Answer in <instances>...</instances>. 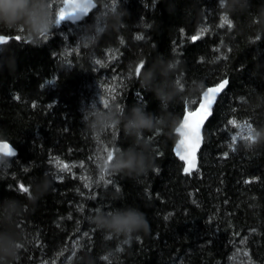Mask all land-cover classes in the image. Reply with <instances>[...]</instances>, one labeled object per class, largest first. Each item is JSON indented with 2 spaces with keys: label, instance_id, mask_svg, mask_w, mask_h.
I'll return each instance as SVG.
<instances>
[{
  "label": "trees",
  "instance_id": "trees-1",
  "mask_svg": "<svg viewBox=\"0 0 264 264\" xmlns=\"http://www.w3.org/2000/svg\"><path fill=\"white\" fill-rule=\"evenodd\" d=\"M93 1L80 22L64 20L39 42L23 30L0 29L7 39L0 44V141L16 152L0 166V204L14 197L25 206L15 264H264V18L254 19L264 0H250L231 18L218 0ZM62 4L54 0V10ZM124 10L123 24L112 30L111 14ZM93 27L103 35L81 47L82 33ZM159 57L179 64L182 100L165 105L175 127L144 133L154 160L147 174L110 172L129 140L116 124L90 131L85 109L115 106L124 115L143 105L159 115V102L132 72ZM225 80L197 168L185 173L173 153L175 130L205 89ZM198 81L201 91L183 95ZM49 180L35 204L17 190L47 188ZM109 205L138 207L150 227L131 241L105 236L91 217Z\"/></svg>",
  "mask_w": 264,
  "mask_h": 264
},
{
  "label": "clouds",
  "instance_id": "clouds-1",
  "mask_svg": "<svg viewBox=\"0 0 264 264\" xmlns=\"http://www.w3.org/2000/svg\"><path fill=\"white\" fill-rule=\"evenodd\" d=\"M218 6L223 14L231 18L236 13H244L250 8V0H218ZM127 14L113 12L109 18L112 30H118ZM264 18V4L258 5L254 19ZM57 13L52 7V0H0V29L28 33L39 42L42 34L50 33L58 27ZM264 32V30H262ZM99 33L95 27L87 33H82L79 45L91 48L98 42ZM0 54H3L0 52ZM179 64L175 60L159 57L153 66L142 69L139 75L143 87L152 92L159 102L160 114L146 111L143 105H134L125 113L115 106L105 109L103 105L91 103L86 109L85 126L91 130H102L113 124L122 126L125 137L129 140L126 148H120L108 164V170L122 173L130 178L147 174L154 166L151 145L143 139L145 132L155 131L157 128L175 127V118L167 112L165 105L182 100V94L176 85V75ZM135 74V66L132 68ZM159 75L160 79H157ZM202 82L188 87L183 95L189 99L201 91ZM7 158L0 157V166H6ZM52 181L47 182V188L35 186L30 188L29 198L35 204L51 187ZM113 200L120 197L114 195ZM24 204L14 198L6 197L0 204V264H15L21 250L23 239L17 227L19 218L24 214ZM91 223L105 236L123 237L131 241L135 235L146 231L150 226L146 214L138 207L114 205L107 206V210L97 207L93 210Z\"/></svg>",
  "mask_w": 264,
  "mask_h": 264
},
{
  "label": "snow or ice",
  "instance_id": "snow-or-ice-1",
  "mask_svg": "<svg viewBox=\"0 0 264 264\" xmlns=\"http://www.w3.org/2000/svg\"><path fill=\"white\" fill-rule=\"evenodd\" d=\"M52 7H54V0H52ZM95 7L96 5L92 2V0H63V4L59 5L58 11H56L57 24L59 25L62 21L69 17L80 19L82 16L88 15ZM222 22L231 26L227 18H222ZM42 37L47 38L46 34H42ZM197 38V36H193L192 40H196ZM17 39H19V37H17ZM137 39H142V37L138 36ZM5 42L6 38L0 36V44ZM97 63L100 62L97 61ZM143 68V63L138 64L135 67V75L139 76ZM49 83L53 82L49 81ZM227 83L228 81L225 80L216 87L208 88L203 92L202 99L195 102L198 103V107L194 111H185L183 113L182 122L180 123L179 127L176 128V132L180 136L177 147L178 149H183V151L178 150L177 155L179 156L180 160L185 161L187 164V166L183 168L185 173H189L194 166L195 153L201 142V126L205 119L211 114V109L213 104L216 102L217 95ZM103 102L105 105L108 104L107 100H103ZM234 143L235 137H233V144ZM0 151H3L5 155L9 157L16 155V153L11 150L7 144L0 146ZM65 168H67V165H65L61 170L63 171ZM17 190L23 193L30 192L29 187H26L24 184H20Z\"/></svg>",
  "mask_w": 264,
  "mask_h": 264
},
{
  "label": "water",
  "instance_id": "water-1",
  "mask_svg": "<svg viewBox=\"0 0 264 264\" xmlns=\"http://www.w3.org/2000/svg\"><path fill=\"white\" fill-rule=\"evenodd\" d=\"M92 2L94 3L93 0H92ZM94 4H95V3H94ZM92 10H93V9H92ZM92 10H91V11H92ZM91 11H90V12H91ZM84 17H85V16H82L80 19H76V18H74V17H69V18H66V20H67L68 22H70L71 24H76V23L80 22ZM6 42H7V39H6ZM6 42H5V43H6ZM223 82H224V81L220 82L219 84H221V83H223ZM219 84H217V85H215V86H211V87H216V86H218ZM208 88H210V87H208ZM208 88H206L205 91H206ZM226 89H227V84H226L225 87L221 90V92L217 95L216 102L213 104V107H212V109H211V114L205 119L204 123H203L202 126H201V142H200V146H199V148L197 149V151H196V153H195V163H194L193 168L190 170V172L195 171L196 168H197V157H198V153H199V151H200V149H201V147H202V142H203V129H204V127H205L207 121H208V120L210 119V117L212 116V111H213V108H214L215 104L217 103V100H218L219 97L225 92ZM202 97H203V94L201 95L200 100L202 99ZM197 107H198V106H197ZM197 107H196V108H197ZM193 111H194V110H193ZM182 119H183V118H182ZM181 122H182V120H181ZM181 122H180V123H181ZM179 125H180V124H179ZM179 125H178V127H179ZM175 134H176L178 140H177V142H176V144H175V146H174L173 153H174L175 157H176V158H177L182 164H184V166H187L186 162L180 160L179 156L177 155V151H178V150H179V151H183V149H182V148H181V149H178L177 145H178V142H179V140H180V136L177 134L176 130H175ZM4 144H7V145L9 146V148L15 152L14 148H13L8 142H6V141H0V146H2V145H4ZM15 153H16V152H15ZM0 156L6 157V158H13V157H14V156L9 157V156L5 155V153H4L3 151H0ZM190 172H189V173H190Z\"/></svg>",
  "mask_w": 264,
  "mask_h": 264
},
{
  "label": "bare ground",
  "instance_id": "bare-ground-1",
  "mask_svg": "<svg viewBox=\"0 0 264 264\" xmlns=\"http://www.w3.org/2000/svg\"><path fill=\"white\" fill-rule=\"evenodd\" d=\"M249 132H250V131H249ZM249 132H248V133H249ZM246 133H247V132H246ZM249 137H250V136H249ZM188 174H189V173H188Z\"/></svg>",
  "mask_w": 264,
  "mask_h": 264
}]
</instances>
